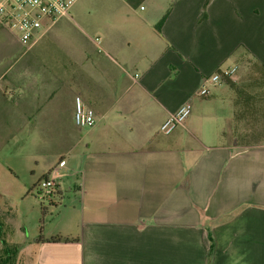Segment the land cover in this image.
<instances>
[{
    "label": "crops",
    "instance_id": "obj_1",
    "mask_svg": "<svg viewBox=\"0 0 264 264\" xmlns=\"http://www.w3.org/2000/svg\"><path fill=\"white\" fill-rule=\"evenodd\" d=\"M0 35L5 134L47 140L36 187L74 197L43 241L7 239L29 264H264V95L233 91L241 67L264 66V0H78L30 43ZM77 97L91 128L74 124Z\"/></svg>",
    "mask_w": 264,
    "mask_h": 264
},
{
    "label": "rangeland",
    "instance_id": "obj_2",
    "mask_svg": "<svg viewBox=\"0 0 264 264\" xmlns=\"http://www.w3.org/2000/svg\"><path fill=\"white\" fill-rule=\"evenodd\" d=\"M4 37L0 35V53L8 51V47L2 44ZM235 77L237 80L235 89L237 99L249 92H257L263 98L264 80L257 67H241ZM229 79V78H228ZM247 91V92H246ZM231 91L228 90L229 94ZM242 98V99H243ZM263 101V99H261ZM263 116L257 128L262 125ZM257 123V122H256ZM255 123V125H256ZM244 125V122H243ZM7 122L0 119V225L2 239L6 242L30 241L39 235L48 232L57 225L59 213L72 211L74 208V197L70 186H65L64 197L53 200L42 201L37 197L36 184L40 174L46 165L42 150L46 148L47 140L20 135L16 140L10 136L7 138L5 132ZM260 138L263 131L260 128ZM34 173V176H33ZM34 180V182H33ZM43 208H45L43 211ZM0 255L4 256V249L11 251V262L13 264H29L33 260L31 250H22L24 244L1 243ZM3 254V255H2ZM1 260V259H0Z\"/></svg>",
    "mask_w": 264,
    "mask_h": 264
},
{
    "label": "built area",
    "instance_id": "obj_3",
    "mask_svg": "<svg viewBox=\"0 0 264 264\" xmlns=\"http://www.w3.org/2000/svg\"><path fill=\"white\" fill-rule=\"evenodd\" d=\"M78 0H0V25L18 35L22 43H30L37 32L54 24L58 19L67 17L70 8ZM237 67L222 70L205 79L198 94L202 97L209 94L210 87L222 80L231 78ZM191 112L190 102L183 103L160 126V131L168 135L177 127L183 126ZM74 124L79 128H91L96 124L93 111L85 108L80 98H75ZM56 189L54 179H43L37 185L38 199L52 202Z\"/></svg>",
    "mask_w": 264,
    "mask_h": 264
},
{
    "label": "trees",
    "instance_id": "obj_4",
    "mask_svg": "<svg viewBox=\"0 0 264 264\" xmlns=\"http://www.w3.org/2000/svg\"><path fill=\"white\" fill-rule=\"evenodd\" d=\"M128 4L132 5V6H136V5H139L141 4L144 0H125ZM164 21V17L155 25V29L156 30H159L162 23ZM257 70L260 71L261 75H262V79L264 80V66L263 65H257ZM45 208H43V211ZM1 225H0V242L1 243H5V241L2 239V236H1ZM38 241L41 242L43 241V239L41 238V236L39 235L38 237ZM48 242H61V241H67V240H63L62 238H60L59 236H55V237H51L47 240ZM4 253V256L3 258H1L0 260V264H13L10 260H11V251L10 250H7V249H4L3 251Z\"/></svg>",
    "mask_w": 264,
    "mask_h": 264
}]
</instances>
